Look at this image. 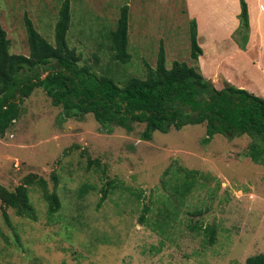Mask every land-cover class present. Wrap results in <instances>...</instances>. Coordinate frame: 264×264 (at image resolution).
Here are the masks:
<instances>
[{
	"label": "rangeland",
	"instance_id": "obj_1",
	"mask_svg": "<svg viewBox=\"0 0 264 264\" xmlns=\"http://www.w3.org/2000/svg\"><path fill=\"white\" fill-rule=\"evenodd\" d=\"M62 2L0 0L8 53L27 55L24 18L53 45ZM195 5L204 14V3ZM68 6L67 47L79 55V65L119 86L130 77L142 79L145 65L154 67L159 46L166 68L177 61L201 75L204 55L199 68L189 57L191 24L201 55L207 36L214 47L223 44L221 27L203 25L204 17L196 34L183 0H68ZM122 6L124 64L114 59L108 39ZM238 31L231 36L234 43ZM59 114L34 89L0 136V186L12 191L29 176L42 178L59 202L49 214L33 185L26 186L32 219L0 204V264H243L264 252V167L247 157V136L226 140L219 134L201 145L200 124L153 132L150 141H141L142 125L129 133L120 128L104 133L90 114L62 122ZM179 170L195 172L183 197L173 189L184 180ZM203 228L213 229L212 244Z\"/></svg>",
	"mask_w": 264,
	"mask_h": 264
},
{
	"label": "trees",
	"instance_id": "obj_2",
	"mask_svg": "<svg viewBox=\"0 0 264 264\" xmlns=\"http://www.w3.org/2000/svg\"><path fill=\"white\" fill-rule=\"evenodd\" d=\"M238 22L241 37L235 41L243 49L248 27L243 0H239ZM23 25L26 56L8 53V40L0 27V136L17 119L23 99L38 88L53 107H59L61 122L90 114L104 133L114 128L129 133L134 125H142L138 134L141 141H150L153 132L165 134L187 125L203 124L201 145L208 144L214 135L220 134L226 140L245 135L250 140L247 157L264 167V100L261 98L231 85L216 89L194 67L182 62L173 61L166 68L161 46L154 67L145 65L142 79L130 77L119 86L111 77L93 73L87 66L79 65V55L67 47L68 0H63L54 23L53 45L37 34L27 18ZM191 27L189 57L195 61L200 48L195 41L194 24ZM126 35L127 8L122 6L108 38L109 49L121 64L128 61ZM179 171L183 172L184 180L173 189L183 197L191 187L189 182L195 172ZM33 185L41 192L47 212L54 213L59 208L55 193L47 190L42 178L33 176L25 178L12 191L0 186V204L12 209L18 217L32 219L26 186ZM105 190H100L101 198ZM142 210L146 212L147 208ZM2 216L7 221L4 212ZM139 219L143 223V214ZM202 232L206 242L212 244L213 229L203 228ZM243 264H264V252L247 257Z\"/></svg>",
	"mask_w": 264,
	"mask_h": 264
},
{
	"label": "crops",
	"instance_id": "obj_3",
	"mask_svg": "<svg viewBox=\"0 0 264 264\" xmlns=\"http://www.w3.org/2000/svg\"><path fill=\"white\" fill-rule=\"evenodd\" d=\"M243 1L248 25L243 49L231 39L238 28L239 0H183V3L186 17L194 18L196 34L202 32L203 17V25L212 22L223 31V37H219L223 44L217 48L211 43V35L202 41L204 54L197 57L196 66L199 68L197 62L204 55V68L198 70L203 78L216 89L231 85L264 100V0ZM195 2L204 3V14L196 9Z\"/></svg>",
	"mask_w": 264,
	"mask_h": 264
}]
</instances>
